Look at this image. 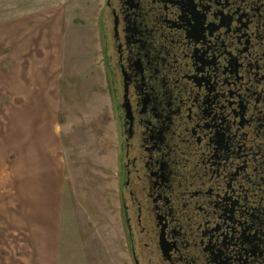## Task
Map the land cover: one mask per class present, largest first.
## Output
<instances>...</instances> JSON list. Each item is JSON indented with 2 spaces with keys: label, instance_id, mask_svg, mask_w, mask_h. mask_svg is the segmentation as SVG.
Here are the masks:
<instances>
[{
  "label": "flooded vegetation",
  "instance_id": "flooded-vegetation-1",
  "mask_svg": "<svg viewBox=\"0 0 264 264\" xmlns=\"http://www.w3.org/2000/svg\"><path fill=\"white\" fill-rule=\"evenodd\" d=\"M133 264H264V0H103Z\"/></svg>",
  "mask_w": 264,
  "mask_h": 264
},
{
  "label": "rangeland",
  "instance_id": "rangeland-1",
  "mask_svg": "<svg viewBox=\"0 0 264 264\" xmlns=\"http://www.w3.org/2000/svg\"><path fill=\"white\" fill-rule=\"evenodd\" d=\"M103 5V0H67L66 6L53 9L62 23L56 24L54 16L51 33L48 24L43 33L36 30L43 27L36 25L42 8L36 10L34 25L21 24L15 37V26L1 35L0 94L5 93L6 114L20 111L21 132L30 130L37 142L47 140L52 131L60 142L64 226L81 230L60 249L65 264H133L118 196L114 104L104 68ZM15 58L18 62L13 64ZM18 73L21 80L32 82L18 83Z\"/></svg>",
  "mask_w": 264,
  "mask_h": 264
},
{
  "label": "crops",
  "instance_id": "crops-1",
  "mask_svg": "<svg viewBox=\"0 0 264 264\" xmlns=\"http://www.w3.org/2000/svg\"><path fill=\"white\" fill-rule=\"evenodd\" d=\"M66 3L67 0H0V47L3 39L1 35L6 29L15 26L12 31L15 37L20 33L22 25L25 28L26 24L28 26L36 23L33 21L36 10L38 12L42 8H45L41 11L44 13H40V20L37 19L36 25L43 27L36 30L43 33L48 24L51 33L54 16L56 24L62 23L60 14L54 13L53 9L66 6ZM27 32L30 33L28 28ZM23 39L22 37L19 41ZM11 62L14 64L18 60L15 58ZM14 72L17 74V70ZM27 73L30 75L32 71ZM16 81L32 82L31 79L21 80L19 73ZM24 86L29 88L28 84ZM5 108V93L2 90L0 264H65L67 260L63 259L64 252L61 256L60 249L68 246L66 244L69 243L71 234H80L81 230L73 225L68 228L64 226V174L57 156L60 142L56 133L53 135V131L48 134L47 140L40 142L36 141L30 130L22 133L19 124L20 111L6 114ZM15 122H18L17 126Z\"/></svg>",
  "mask_w": 264,
  "mask_h": 264
}]
</instances>
